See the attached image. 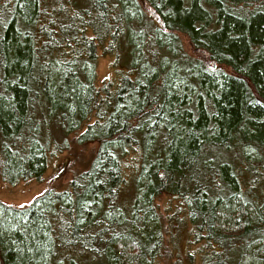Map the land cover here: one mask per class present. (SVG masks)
Masks as SVG:
<instances>
[{"label":"trees","instance_id":"16d2710c","mask_svg":"<svg viewBox=\"0 0 264 264\" xmlns=\"http://www.w3.org/2000/svg\"><path fill=\"white\" fill-rule=\"evenodd\" d=\"M63 150L0 200V264H154L172 220L201 264H264V0H0V179Z\"/></svg>","mask_w":264,"mask_h":264},{"label":"rangeland","instance_id":"374dc122","mask_svg":"<svg viewBox=\"0 0 264 264\" xmlns=\"http://www.w3.org/2000/svg\"><path fill=\"white\" fill-rule=\"evenodd\" d=\"M97 74L98 82L102 79L112 77L113 70L108 56H99L97 61ZM76 147L70 145L66 150H74ZM91 144L83 147H78L75 153L78 155L76 160L78 166L81 160H86L90 151ZM63 150L54 160L49 159L48 166L43 174L42 180L37 181L35 179L19 180L15 184H7L0 179V200L13 204L16 206L26 205L30 200L39 194L44 187H46L49 180L55 174V167H60L64 160L68 158V152ZM80 155V159H79ZM70 177V173L66 172L58 179L54 180L55 187H64ZM53 182V181H52ZM156 203L159 211L163 215L164 219H168L169 215L177 208L178 200L172 195L162 193L156 198ZM174 217H171V219ZM188 232L186 228L180 227L176 229L175 223L169 221V233L166 232L163 236V249L159 256L156 258L154 264H201L200 257L197 251V247L189 243L187 239Z\"/></svg>","mask_w":264,"mask_h":264}]
</instances>
